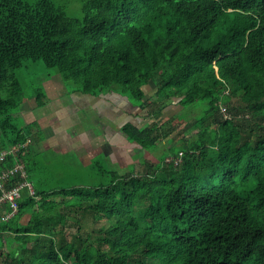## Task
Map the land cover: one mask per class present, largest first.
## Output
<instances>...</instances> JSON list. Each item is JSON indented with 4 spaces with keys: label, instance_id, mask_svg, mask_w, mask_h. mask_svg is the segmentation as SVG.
<instances>
[{
    "label": "trees",
    "instance_id": "obj_1",
    "mask_svg": "<svg viewBox=\"0 0 264 264\" xmlns=\"http://www.w3.org/2000/svg\"><path fill=\"white\" fill-rule=\"evenodd\" d=\"M26 59L55 68L71 89L113 88L156 117L174 97L182 105L206 99L208 107L193 121L195 137L172 154L182 151L181 162L164 160L161 176L52 184L29 145L7 155L0 170L23 162L34 189L7 219L9 204L0 205L7 264H264V0H90L77 19L54 0H0V149L30 136L12 115L22 100L14 69ZM149 81L156 90L146 99ZM236 94L240 103H231ZM35 97L43 103L42 92ZM171 120L122 129L147 148L179 126ZM65 165L73 173V161ZM208 167L206 186L196 176ZM60 208L110 224L71 238L63 225L44 244L50 222L65 221ZM40 246L45 254L32 256Z\"/></svg>",
    "mask_w": 264,
    "mask_h": 264
},
{
    "label": "crops",
    "instance_id": "obj_2",
    "mask_svg": "<svg viewBox=\"0 0 264 264\" xmlns=\"http://www.w3.org/2000/svg\"><path fill=\"white\" fill-rule=\"evenodd\" d=\"M43 87V103L39 104L35 97L21 109L33 119V123L25 126L31 129L29 135L33 138L29 144V157L39 154L46 157V151L52 149L56 153L47 157H63L59 155L68 152L74 157H83L84 161L91 157H107L109 161L119 163V174L146 173L158 169L159 158L163 157V164L168 155L174 154V145L195 137V129L184 133L183 127H177L154 145L143 148L131 141L122 129L126 122L138 126L152 121H167L168 124L173 114L184 108L179 97L168 101L156 117L113 88L99 93L71 89L59 73L46 78ZM143 89L146 99L153 98L156 84L149 81Z\"/></svg>",
    "mask_w": 264,
    "mask_h": 264
},
{
    "label": "rangeland",
    "instance_id": "obj_3",
    "mask_svg": "<svg viewBox=\"0 0 264 264\" xmlns=\"http://www.w3.org/2000/svg\"><path fill=\"white\" fill-rule=\"evenodd\" d=\"M90 0H54L55 3L60 4L65 14L73 19L81 18L84 13V8L88 5ZM14 73L19 79L20 87H21V102L18 108L12 110L13 115V122L18 127H25L29 123H33V119L28 118L30 116L25 115L24 111L21 109L24 106L29 104L31 99H34L37 93H44V80L51 76L52 74L58 73L55 68L48 67L44 64L41 59H26L23 65L19 68L14 69ZM5 94V93H4ZM132 101H134L131 98ZM231 103H240V96L239 94L231 95L230 97ZM137 102V101H135ZM184 108L180 111H176L172 116V123L176 122L179 124L178 127L184 128V133L188 130L193 128L194 125L193 121L197 117L203 115L205 110L208 107V102L206 99H199L193 103H189L183 105ZM222 107H226L224 104L221 105ZM239 115H242L239 113ZM256 129V128H255ZM186 142L188 141H180L178 144L174 145L172 151H177L179 147L186 146ZM56 153L54 150L49 149L46 151V157H43L42 154H39L37 157V164L39 168L44 171V174H47L49 177V183H60V182H84L89 183V185L97 184L100 182H106L109 178L112 177L113 173L119 174V163L116 161H109L107 157H91V159H86V161L82 160L83 157H74L72 152L62 153L59 156L63 157H47L51 153ZM162 158H159L158 165H162ZM66 161H73L74 164V171L71 173L66 165L64 166V162ZM130 169L133 168L132 165H129ZM65 167V169H64ZM72 167V165H70ZM61 168L65 170L63 172L64 175H56V171H60ZM102 172V173H101ZM136 173V172H135ZM163 173L162 168H158L156 170V174L161 176ZM196 179L203 183L206 186L212 185L213 181L210 179V168L208 167L206 170L197 174ZM253 181H250L249 187L251 188L253 185ZM246 190V189H245ZM28 188L22 187L21 188V197L28 194ZM145 207V202L140 203L136 209L135 213L140 215ZM60 212L65 214V221L62 223L58 219L52 220L50 222V229L51 233H47L45 238L41 240L42 243H48L50 241V236L58 238L60 235V230L63 227L64 232L67 235V238H71L74 233H79L83 236L87 234H92L94 237L96 233L99 231L102 225L108 226L110 223L109 221L104 220H95L93 214L89 211H69L66 208H60ZM28 218V215L25 216V219ZM32 243L29 244L31 246ZM46 246V245H45ZM40 246L38 249L34 250L32 256L41 257L46 252V247ZM3 250L0 253V264H7L6 263V256L8 252V247L3 246L0 248ZM39 261V260H37Z\"/></svg>",
    "mask_w": 264,
    "mask_h": 264
},
{
    "label": "built area",
    "instance_id": "obj_4",
    "mask_svg": "<svg viewBox=\"0 0 264 264\" xmlns=\"http://www.w3.org/2000/svg\"><path fill=\"white\" fill-rule=\"evenodd\" d=\"M221 112L224 117H228L229 113L226 107L221 106ZM33 141L32 135L27 137V139L21 143L12 144L7 148L0 149V161H3L7 155L14 154L20 148L26 147ZM182 151L178 152V155H168L165 158L166 162H171L174 165H178L181 162ZM18 175L21 177V181L18 183L6 187L5 181H7L10 177ZM27 187L30 194L34 195V189L31 182L27 179V171L25 165L21 161H16L12 166L1 169L0 170V205L3 203H8L10 210L2 215L3 219L9 218L13 213H15L18 209V199L21 197V188Z\"/></svg>",
    "mask_w": 264,
    "mask_h": 264
}]
</instances>
